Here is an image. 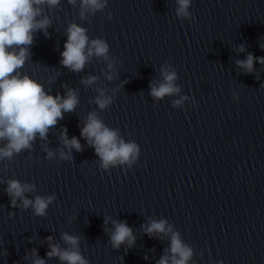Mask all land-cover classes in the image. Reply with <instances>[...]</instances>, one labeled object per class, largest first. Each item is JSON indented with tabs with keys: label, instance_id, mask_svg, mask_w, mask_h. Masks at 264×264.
Returning a JSON list of instances; mask_svg holds the SVG:
<instances>
[{
	"label": "clouds",
	"instance_id": "1",
	"mask_svg": "<svg viewBox=\"0 0 264 264\" xmlns=\"http://www.w3.org/2000/svg\"><path fill=\"white\" fill-rule=\"evenodd\" d=\"M67 3L77 9L82 21L97 13H104L106 19H112L111 11L105 13L108 0H67ZM191 4L192 0H175L178 19H194L189 11ZM45 6L59 9L61 0H0V163L5 168L15 156L31 152L37 139L47 141L50 129L63 120L65 113L74 112L80 103L76 89L64 85V95H52L42 83L23 71L26 63L31 61L30 47L35 35L42 31L47 36L48 28L52 26L51 19L45 14ZM88 31L81 24L68 23L65 29L67 39L63 45L64 50L60 53L59 63L73 73H81L93 59L102 61L106 65L103 73L105 79L111 82L115 78L114 69L118 58L111 54L110 45L104 38H92ZM260 48L264 50V43L260 44ZM238 51L245 52L246 48L240 45ZM257 63L264 65V56L257 57L250 52L244 59L236 61L237 67L247 74L254 72ZM54 79L55 77H50V80ZM99 79V76L89 74L82 77L80 83L86 88L92 87ZM177 79L176 70L166 62L160 67V79L149 84V95L156 102L165 97L179 96L181 88L176 83ZM93 90L96 95L89 102L103 112L113 105L114 96L119 89H114L112 95L107 94L106 88L95 87ZM233 98L239 100V95L234 93ZM188 99L186 95L173 99L172 107L179 108ZM80 138L94 149L101 170L107 171L125 165L131 168L140 158V146L133 140H125L119 129L107 126L96 111H90L83 121ZM59 144L60 147L56 149L49 148L47 144L42 146L46 153L45 159L72 161L73 150L83 151L80 139L75 135L69 138L66 127L60 131ZM0 183H6L4 191L10 198L12 208H31L34 216H46L49 206L56 200L55 194H37L35 183L11 178L6 181L0 178ZM109 222L112 224L111 229L107 227ZM104 224L113 249L118 250L122 245L131 248L135 244L136 236L127 221L106 216ZM141 229L149 238L169 239V246L155 264H190L193 261V248L184 242L181 233L167 219L150 218L141 224ZM46 239L49 242L47 258L55 257L60 264H90L81 252L80 236L62 232L61 240L65 244L63 247L52 243L51 235ZM28 258L26 255L25 259ZM31 258V264H46V259L39 256L36 248L31 250ZM217 264L224 262L220 260Z\"/></svg>",
	"mask_w": 264,
	"mask_h": 264
}]
</instances>
